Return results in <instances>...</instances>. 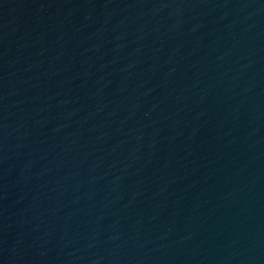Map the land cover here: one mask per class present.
<instances>
[{"label": "water", "instance_id": "95a60500", "mask_svg": "<svg viewBox=\"0 0 264 264\" xmlns=\"http://www.w3.org/2000/svg\"><path fill=\"white\" fill-rule=\"evenodd\" d=\"M0 264H264V0H0Z\"/></svg>", "mask_w": 264, "mask_h": 264}]
</instances>
